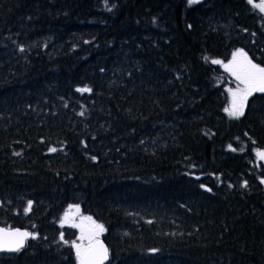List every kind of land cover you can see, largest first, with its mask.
Instances as JSON below:
<instances>
[{
    "label": "trees",
    "instance_id": "obj_1",
    "mask_svg": "<svg viewBox=\"0 0 264 264\" xmlns=\"http://www.w3.org/2000/svg\"><path fill=\"white\" fill-rule=\"evenodd\" d=\"M237 49L264 67L247 0H0V225L35 237L0 264H78L72 204L107 264H264V92L230 117L211 63Z\"/></svg>",
    "mask_w": 264,
    "mask_h": 264
},
{
    "label": "snow or ice",
    "instance_id": "obj_2",
    "mask_svg": "<svg viewBox=\"0 0 264 264\" xmlns=\"http://www.w3.org/2000/svg\"><path fill=\"white\" fill-rule=\"evenodd\" d=\"M197 2L198 0H189V4ZM247 2L253 8L258 9L261 13H264V0H260L259 3H256L255 0H247ZM211 63L222 64L223 62L219 60H212ZM224 68L225 71H228L238 81L235 90L228 89L231 94V102L230 106L225 108V112H227L230 117L239 118V116L243 115L244 105L248 97L251 96L253 92H264V67L253 63L247 57V54L242 50H237L233 53L232 61L225 64ZM77 91L89 92L90 89L83 88L77 89ZM51 151L55 152L56 149L53 148ZM257 156L260 159H264V152L258 151ZM262 183H264V181H262ZM30 209L31 202H29L25 211L27 212ZM75 212L79 213L78 206L75 208ZM84 219L89 221L92 227L89 229L87 237L84 236V230L81 228V240L87 238V245H84L83 243H72V247L76 251L78 264H104V261L107 259L108 252L104 245L99 241V234L104 231V227L103 225L96 224L91 217H85ZM69 220V214L66 213L64 218L61 220V226ZM72 226L77 227L79 225L73 224ZM29 236H32L29 232L0 228V251H19L20 248L23 247L25 239ZM32 238L35 237L33 236Z\"/></svg>",
    "mask_w": 264,
    "mask_h": 264
},
{
    "label": "rangeland",
    "instance_id": "obj_3",
    "mask_svg": "<svg viewBox=\"0 0 264 264\" xmlns=\"http://www.w3.org/2000/svg\"><path fill=\"white\" fill-rule=\"evenodd\" d=\"M199 1V0H198ZM256 3H259L260 0H255ZM237 50H242L244 53L247 54V57L253 62L255 63L252 58L250 57V55L243 49H237ZM237 50H235L233 53H235ZM233 53L229 56V58L225 61H222V60H219V61H222L223 63L220 64L221 67H222V70L224 72V83H225V86H226V89H227V92H228V103H227V107L228 108L230 106V102H231V94L229 93L228 89H233L235 90L236 87H237V84H238V81L235 79V77L233 75H231L228 71H225V68H224V65L225 64H228L229 62L232 61L233 59ZM257 64V63H255ZM259 65V64H257ZM260 66V65H259ZM262 67V66H261ZM255 93H263V92H253V94ZM227 113V112H226ZM228 114V113H227ZM260 151V152H264V150H257L256 151V156H257V152ZM257 162L259 165H264V159H260L258 156H257ZM262 181H264V178L262 179ZM79 207V213H76L75 212V208L76 207ZM68 213L69 214V217H70V220L68 222H65L63 224L62 227H70V228H74L75 230L78 231L77 235H76V238L74 239L73 242L77 243V244H81L83 243L84 245H87L88 244V240L87 238H85L84 240H81V235H82V231H81V228H83L84 230V236L87 237L88 233H89V229L92 227V225L90 224L89 221L85 220L84 218L85 217H90L86 214H84V212L82 211L81 207L79 205H69L63 212L62 216H61V219H60V225H61V220L62 218H64L65 214ZM93 220V218H92ZM94 221V220H93ZM96 224H99L98 222L95 221ZM73 224H76V225H79L77 227H74L72 226ZM101 225V224H100ZM105 232V229L102 233L99 234V239L102 238V235L104 234ZM72 242V243H73ZM75 250V249H74Z\"/></svg>",
    "mask_w": 264,
    "mask_h": 264
},
{
    "label": "water",
    "instance_id": "obj_4",
    "mask_svg": "<svg viewBox=\"0 0 264 264\" xmlns=\"http://www.w3.org/2000/svg\"><path fill=\"white\" fill-rule=\"evenodd\" d=\"M0 228H6V229H11V230H19V231H21V232H29V233L32 234V236H29L28 238L25 239V241H24V245H23L22 248H20V250L23 249V248H25V246H26L28 240H30V239L33 237V233H32L30 230L26 229V228H21V227L9 228V227L1 226V225H0ZM99 241H100V242L104 245V247L107 249L108 255H107V259L104 261V264H107V263L109 262V260H110V250H109V247H108V245L106 244V242L104 241L103 238L99 239ZM20 250H19V251H20ZM17 252H18V251H8V250L0 251V253H17Z\"/></svg>",
    "mask_w": 264,
    "mask_h": 264
},
{
    "label": "flooded vegetation",
    "instance_id": "obj_5",
    "mask_svg": "<svg viewBox=\"0 0 264 264\" xmlns=\"http://www.w3.org/2000/svg\"><path fill=\"white\" fill-rule=\"evenodd\" d=\"M245 105H246V103H245ZM245 105H244V107H245Z\"/></svg>",
    "mask_w": 264,
    "mask_h": 264
}]
</instances>
